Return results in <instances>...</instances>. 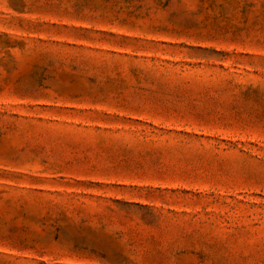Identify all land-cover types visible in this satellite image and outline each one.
Instances as JSON below:
<instances>
[{
	"label": "rangeland",
	"instance_id": "obj_1",
	"mask_svg": "<svg viewBox=\"0 0 264 264\" xmlns=\"http://www.w3.org/2000/svg\"><path fill=\"white\" fill-rule=\"evenodd\" d=\"M0 264H264V0H0Z\"/></svg>",
	"mask_w": 264,
	"mask_h": 264
}]
</instances>
